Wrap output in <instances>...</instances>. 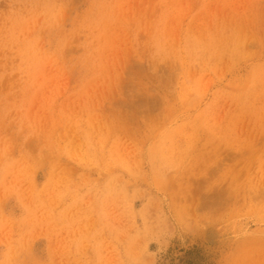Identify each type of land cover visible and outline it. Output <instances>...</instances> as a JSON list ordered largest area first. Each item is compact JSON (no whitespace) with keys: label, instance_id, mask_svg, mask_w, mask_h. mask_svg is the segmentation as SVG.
<instances>
[{"label":"rangeland","instance_id":"rangeland-1","mask_svg":"<svg viewBox=\"0 0 264 264\" xmlns=\"http://www.w3.org/2000/svg\"><path fill=\"white\" fill-rule=\"evenodd\" d=\"M263 169L264 0H0V264H264Z\"/></svg>","mask_w":264,"mask_h":264},{"label":"bare ground","instance_id":"bare-ground-1","mask_svg":"<svg viewBox=\"0 0 264 264\" xmlns=\"http://www.w3.org/2000/svg\"><path fill=\"white\" fill-rule=\"evenodd\" d=\"M142 24H143V23H142ZM168 26H169V25H168ZM199 28H200V26H199ZM203 28H204V27H203ZM203 28H202V29H203ZM196 31H197V30H196ZM139 33H140V32H139ZM169 34H170V33H169ZM171 34H172V33H171ZM203 34H204V33H203ZM203 34H202V35H203ZM112 37H113V36H112ZM249 38H250V37H249ZM253 40H254V39H253ZM251 41H252V40H251ZM251 41H250V42H251ZM252 43H253V42H252ZM255 43H256V41H255ZM255 43H254V44H255ZM249 44H250V43H249ZM129 50H130V49H129ZM146 51H147V50H146ZM128 54H129V53H128ZM129 55H130V54H129ZM131 56H132V55H131ZM131 56H130V57H131ZM130 57H129V59H130ZM132 59H133V58H132ZM137 61H138V60H137ZM132 62H133V60H132ZM137 63H139V61H138ZM128 64H130V63H127L126 65H128ZM121 65H122V64H121ZM109 66H110V65H109ZM125 67H126V66H125ZM117 69H118V68H117ZM119 69H120V68H119ZM126 69L128 70V68H126ZM131 70H132V69H131ZM134 70H136V69H134ZM110 71H111V70H110ZM122 71H123V70H122ZM122 71H120V72H122ZM129 71H130V70H129ZM132 71H133V70H132ZM116 73H117V72H116ZM122 73H123V72H122ZM127 74H128V73H127ZM135 75H136V74H135ZM111 76H113V75H111ZM124 79H125V78H124ZM129 79H131L130 76H129ZM119 82H120V81H119ZM128 84H129V83H128ZM128 87H130V85H129ZM131 87H132V86H131ZM102 95H103V94H102ZM114 95H115V94H114ZM99 97H100V96H99ZM118 97H119V96H118ZM147 97H148V95H147ZM149 97H150V96H149ZM100 99H101V98H100ZM133 99H134V98H133ZM104 101H105V100H104ZM128 101H129V100H128ZM95 102H96V101H95ZM135 102H136V101H135ZM225 102H226V101H225ZM126 103H128V102H126ZM131 105H132V104H131ZM131 105H128V106L131 107ZM123 106H124V105H123ZM125 106H126V105H125ZM145 106H146V105H145ZM136 108H137V107H136ZM152 108H153V107H152ZM97 109H98V108H97ZM148 109H149V108H148ZM148 109H147V110H148ZM101 111H102V110H101ZM136 111H137V110H136ZM148 112H149V111H147V113H148ZM98 113H99V112H98ZM215 113H216V112H215ZM134 114H137V113H134ZM133 116H135V115H133ZM136 117H137V116H136ZM133 118H134V117H133ZM245 118H246V117H245ZM211 119H212V118H211ZM218 119H219V118H218ZM215 120H216V119H215ZM240 121H241V120H240ZM244 121H245V120H244ZM238 123H239V122H238ZM239 124H240V123H239ZM188 129H189V128H188ZM186 131H187V130H186ZM188 132H189V131H188ZM256 136H257V135H256ZM188 138H189V137H188ZM180 139H181V138H180ZM186 139H187V138H186ZM259 142H260V141H259ZM27 143H28V142H27ZM34 145H35V144H34ZM34 148L36 149V147H34ZM41 152H42V151H41ZM43 153H44V152H43ZM229 153H230V152H229ZM174 154H175V152H174ZM174 156H175V155H174ZM235 156H238V155H235ZM220 163H221V162H220ZM218 165H219V164H218ZM250 170H251V169H250ZM263 171H264V169H263ZM207 174H208V173H207ZM258 176H259V175H258ZM197 180H198V179H197ZM197 180H196V181H197ZM200 181H201V180H200ZM201 182H202V181H201ZM199 184H200V183H199ZM195 185H196V184H195ZM197 186H198V185H197ZM201 186H202V185H201ZM201 186H200V187H201ZM200 187H199V188H200ZM259 189H260V188H259ZM262 189H263V188H262ZM198 190H199V189H198ZM198 190H196V191H198ZM200 193H201V192H200ZM213 193H214V192H213ZM197 194H199V193H197ZM261 194H262V193H261ZM214 195H215V194H214ZM200 196H201V195H200ZM202 196H203V195H202ZM210 198H211V197H210ZM4 199H5V198H4ZM223 199H224V198H223ZM193 200H194V199H193ZM201 200H205V199L202 198ZM201 200H200V201H201ZM239 200H240V199H239ZM242 201H243V200H242ZM195 202H197V199H196ZM205 202H206V201H205ZM213 202H214V201H213ZM205 204H206V203H205ZM202 206H203V205H202ZM205 206H206V205H205ZM196 207H197V206H196ZM193 208H194V206H193ZM212 208H213V206H212ZM198 209H199V208H198ZM193 210H194V209H193ZM190 214H191V213H190ZM210 256H212V255H210Z\"/></svg>","mask_w":264,"mask_h":264}]
</instances>
